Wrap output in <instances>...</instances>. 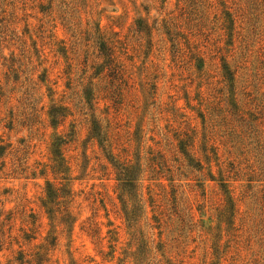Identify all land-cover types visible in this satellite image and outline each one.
Masks as SVG:
<instances>
[{
	"label": "rangeland",
	"instance_id": "1",
	"mask_svg": "<svg viewBox=\"0 0 264 264\" xmlns=\"http://www.w3.org/2000/svg\"><path fill=\"white\" fill-rule=\"evenodd\" d=\"M225 7L243 13L231 40ZM100 42L121 60L116 79L102 68ZM230 95L247 106L243 121ZM51 109L65 114L56 125ZM96 126L132 162L145 203L140 232L151 252L141 260L136 246L126 264H264V171L251 182L226 171L232 159L264 163V0H0V264H20L21 254L30 264H119L127 254L117 179L89 140ZM183 129L223 144L221 170L197 146L203 169L188 166L175 141ZM58 138L68 141L67 165L53 173ZM62 185L75 223L52 231L42 202ZM228 195L233 220L219 213Z\"/></svg>",
	"mask_w": 264,
	"mask_h": 264
},
{
	"label": "trees",
	"instance_id": "2",
	"mask_svg": "<svg viewBox=\"0 0 264 264\" xmlns=\"http://www.w3.org/2000/svg\"><path fill=\"white\" fill-rule=\"evenodd\" d=\"M226 3V2H225ZM239 10L232 9V7H225V11H223L225 23H227L226 26H224L226 34L228 36V39L231 40L234 32V28H236V25H238L240 18L242 17V14H238ZM242 23V22H241ZM238 28L241 26L238 25ZM142 28V24H137V29L140 30ZM229 45H232L231 42H229ZM178 46V44H177ZM99 51L100 55L104 58V62L102 65L103 70L107 71L106 76L109 78L116 79L121 74V64L119 56H115V53L111 50V48H108L104 42H100L99 44ZM220 52V50H219ZM220 61L222 62L221 67L224 73L225 81L228 82V86L230 88V91L233 89L234 76L235 71H231L228 66V62H226V56L223 55L220 58ZM203 66V65H202ZM201 66V67H202ZM87 94V93H86ZM85 94V95H86ZM233 100L230 102V105L234 108L236 111V116L238 117V120L243 121L245 119L246 115V107L247 106H237L235 104V100L233 95H230ZM86 103H90V97L89 95L85 96ZM50 117V123L51 125H56L59 123V117L64 119L65 114H63L62 110H56L51 109L49 112ZM202 122L205 121V116L201 114ZM95 122V121H93ZM98 127L92 128L93 135L95 136H89V140L96 141L99 147L102 148V151L104 153L105 158L110 163L112 167V171L115 174V177L117 179V186H116V193H118L117 198L121 204V211L123 214V218L125 223L127 224V230L130 237L129 242L126 243V249L123 251V254L126 255L123 257V259L120 260L119 264H126L125 260L132 254H134V248L137 246L138 249L136 250L139 252V256L141 257V260H145L147 257H149L151 249L148 246V242L146 239H144L143 234L140 232V219L141 215L139 214V211L143 208L142 206L145 205V203L142 202V195L138 192L137 187V175L135 167L133 166L132 162L127 158L125 155H119L115 153V149L113 147V142L110 140V136H108V130L106 133L101 136L98 132ZM203 134V133H202ZM177 136L175 137L176 146L178 148V152L184 156V158L188 161V166L192 168H196L197 170H202V160L200 158H196L197 152L195 151L196 146L198 147L199 151L202 153L204 159L207 161L208 168L210 169V158L212 157L215 161V166L221 170L222 159L218 155L219 147L223 144H221L218 139L215 138V136H190L187 132H185V129L179 131ZM71 141V140H70ZM68 144L67 140H63L58 138L57 141L54 144V149L52 151V161H53V173H61L65 170V165H67V161L65 160V157L63 156L62 151L64 150V146ZM3 150L2 147H0V152ZM3 153V152H2ZM208 153L211 154V156H208ZM229 157H231V151L227 152ZM161 157V156H160ZM220 161L221 164L218 163ZM157 167L161 166V162H158ZM221 165V166H219ZM262 166V169L256 168V166L252 163L250 159L241 158L239 160L232 159L228 162L227 165V174L228 178L231 176H234L236 178H244V180L251 182L253 181V178L255 177L256 173L255 171L261 170L264 171V163ZM67 171V169H66ZM233 173V174H232ZM177 189H174L171 194V199L174 200L173 202H176V192ZM262 191H264V186L262 187ZM228 193V192H226ZM71 190L66 185H62L60 188H55L53 186H49L47 188L46 193V200L42 202V207L46 209V214L48 215L49 220V227L52 231H55L57 227L61 225H65L66 227H70L75 223V220L72 218V211L70 209V203L72 202L70 198ZM150 196V195H149ZM152 196V195H151ZM261 199H264V193H262ZM134 199V200H133ZM166 199L165 197H162L161 200L163 201ZM224 199V206H229L228 209L225 210V208H222L219 210L220 214H226L228 213V218L234 219V216L238 213L235 210L234 206V200L232 199V196L228 195L225 196ZM154 200H152L153 202ZM177 205V203H176ZM174 205V206H176ZM159 204H153V211L155 213V216L152 218L155 219L156 223L160 222V215H161V208H158ZM178 207V206H176ZM145 212V211H144ZM144 216V215H143ZM157 216V217H156ZM91 227V230L94 231L92 228L95 227V223H91L89 225ZM70 232H72V229H70ZM109 235V241L108 242H115V245H110L109 248L115 246L118 244V232L114 230H109L107 232ZM56 238H53L48 245H55ZM117 250L114 248L112 253L114 254ZM137 254V253H135ZM24 259V255L21 254L20 257L17 259L20 261V264H30L29 261H22ZM152 260H154V257H152Z\"/></svg>",
	"mask_w": 264,
	"mask_h": 264
}]
</instances>
